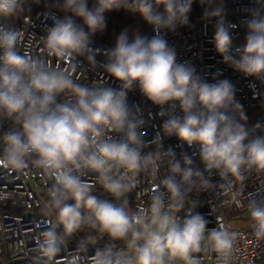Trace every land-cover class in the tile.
Listing matches in <instances>:
<instances>
[{
    "label": "clouds",
    "instance_id": "9594fccd",
    "mask_svg": "<svg viewBox=\"0 0 264 264\" xmlns=\"http://www.w3.org/2000/svg\"><path fill=\"white\" fill-rule=\"evenodd\" d=\"M200 2L207 5L204 19L215 20L214 44L222 62L264 84V0H256L257 7L244 20L246 42L235 49L231 29L236 25L226 22L223 4ZM154 3L163 11L154 10L153 0H96L91 8L88 0H63V16L48 12L52 24L44 44L49 55L60 60L83 57L90 67L102 66L119 81V88H89L59 64L53 68L21 54L22 34L0 24V120L13 124L0 136V167L19 171L31 164L48 173L53 182L42 212L47 217L55 210L56 225L63 229L49 227L40 233L34 264L57 257L66 239L84 226L113 243L88 257V243L82 241L65 264H201L196 254L205 250L215 253L217 264H228L232 257L237 234L223 223L208 229L205 217L194 211L198 201L191 194L214 191L230 195V202L239 206L249 177L264 174V126L247 127L231 81L209 83L193 65L178 62L165 35L189 25L193 0ZM18 8V0H0V17L15 15ZM121 8L140 12L154 35L136 33L130 40L122 32L114 48L104 52L105 61L98 62L92 37L105 30V13ZM134 87L159 106V116H167L162 134L153 138V151H144L141 110L128 104ZM250 87L255 90L256 84ZM62 95L71 98L62 101ZM172 136L197 150L178 157L163 145L164 137ZM165 161L167 171L152 189L149 207L131 211L126 193L136 187L142 172H156ZM88 173L96 174L112 199L93 194V186L82 178ZM213 175L219 182H213ZM246 197L254 237L264 241V185ZM186 206L180 218L177 213ZM117 241L125 242L133 254L114 251Z\"/></svg>",
    "mask_w": 264,
    "mask_h": 264
},
{
    "label": "built area",
    "instance_id": "2783aa9c",
    "mask_svg": "<svg viewBox=\"0 0 264 264\" xmlns=\"http://www.w3.org/2000/svg\"><path fill=\"white\" fill-rule=\"evenodd\" d=\"M20 2L21 0H18V3ZM216 4H223L226 22L236 25L231 29L233 49L243 46L247 34L244 20L250 18V10L257 7L256 0H215L213 6ZM153 7H156L157 11H163V6H157L154 0ZM206 7L207 5L201 4L200 0H193L189 25L177 27L174 32H167L165 38L168 44L175 48L178 62H188L193 65L197 74L207 82L212 83L217 79L231 81L236 89V99L243 105L245 112L257 108L262 109L253 118L249 129L256 123L264 126V84H260L252 77H245L222 62V57L217 53L214 44L215 20H206L203 16ZM49 11L61 16L52 9L40 10L31 15L21 14L18 8L17 25H8L1 21L0 24L6 27L10 26L22 34L23 40L18 45V51L21 54L27 53L35 59L43 60L53 68L59 64L61 69L72 74V78L77 83L89 88L108 86L119 88V81L110 77L102 66L90 67L83 57L60 60L49 55L44 44L47 29L52 24V20L48 16ZM150 31L151 36L154 35L152 28ZM91 46L99 50L100 54L96 56V60L101 63L105 61L104 52L114 48L93 37ZM252 83L256 84L255 90L250 87ZM60 98L63 101L71 97L62 95ZM127 99L129 106L134 109L138 107L141 110L145 121L141 129L146 142L144 151L155 150L156 144L152 142L153 138L158 132H161V125L167 116H159V106L148 101L138 87H134L132 91L128 92ZM176 114L182 115L179 109ZM107 135L119 138V134L115 132H109ZM163 145L165 149L171 147L178 157L181 152L193 153L197 150L195 146L189 147L175 136L164 137ZM196 164L202 167L198 156ZM166 171L167 162L165 161L160 165L158 171L150 170L139 175L138 183L132 190L131 211L149 207L152 189L159 184V180ZM82 178L92 186L97 182L95 173H88ZM212 180L219 182V177L213 175ZM52 182L48 173L31 164L19 171L0 167V193H3L5 197L0 199V264H34L33 258L39 256L36 238L49 227L58 231L54 210L47 217L42 212L49 200L48 189ZM259 185H264V174L253 173L246 182L244 194L239 197L241 200L239 206L230 202V195L217 194L214 191L191 194V198L198 201L194 211L205 217L208 221V229L218 228L220 223H223L226 228L237 234L233 254L228 264H264V241L255 239L252 228L253 221L246 207L247 194L255 192ZM186 211L187 206L177 215L184 218ZM227 214H230L231 217L228 218ZM242 223L245 225L243 226ZM236 224L242 226H234ZM77 246L65 242L63 250L57 257L51 260L45 258L42 264H65V261L76 252ZM97 248L100 247H88L87 256L94 255ZM114 251L124 256L133 254V249L128 248L126 243L115 247ZM196 255L199 256L201 264H217L215 253L205 250Z\"/></svg>",
    "mask_w": 264,
    "mask_h": 264
},
{
    "label": "trees",
    "instance_id": "16d2710c",
    "mask_svg": "<svg viewBox=\"0 0 264 264\" xmlns=\"http://www.w3.org/2000/svg\"><path fill=\"white\" fill-rule=\"evenodd\" d=\"M96 0H88V6L91 8L95 5ZM63 4V0H21L19 5V12L21 14H34L37 11L44 9H52L56 11L59 15L63 16L64 13L60 11V6ZM157 10L156 7H153ZM17 14V13H16ZM11 17H0V21L8 25H17V15ZM106 18V28L103 32H97L93 38L95 40L105 42L111 46H115L117 37L122 32H127L129 39L131 40L133 35L139 33L141 35H147L151 37V27L146 23L142 14L138 11H129L123 8L119 10H113L105 13ZM77 23L82 24L81 20H77ZM58 99H61L58 97ZM247 115V127L253 121L252 111L246 112ZM13 127L11 121H0V136L3 135L4 131H7ZM3 151V143L0 141V153ZM93 194L101 199H112L100 186L98 181L92 187ZM126 198L129 201L130 210H132L133 204V193L132 191L126 193ZM55 212V210H54ZM56 214V213H55ZM230 218V214H227ZM62 226L58 228V232L62 233ZM87 242L88 247H100L104 248L112 244L113 242L108 239L107 236L84 226L79 231L73 233L70 237L66 239V243L71 245H79L80 242ZM125 244L123 241L115 242V247Z\"/></svg>",
    "mask_w": 264,
    "mask_h": 264
},
{
    "label": "rangeland",
    "instance_id": "374dc122",
    "mask_svg": "<svg viewBox=\"0 0 264 264\" xmlns=\"http://www.w3.org/2000/svg\"><path fill=\"white\" fill-rule=\"evenodd\" d=\"M260 111H262V109L260 110L259 108L252 110V118H255L260 113ZM239 225H241V224H236L234 226H239ZM242 225L244 226L245 223H242Z\"/></svg>",
    "mask_w": 264,
    "mask_h": 264
}]
</instances>
